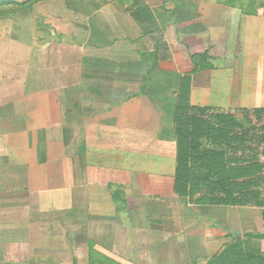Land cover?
I'll return each instance as SVG.
<instances>
[{
  "label": "crops",
  "instance_id": "crops-1",
  "mask_svg": "<svg viewBox=\"0 0 264 264\" xmlns=\"http://www.w3.org/2000/svg\"><path fill=\"white\" fill-rule=\"evenodd\" d=\"M112 7L111 33L89 21L63 56L55 38L0 34V264H210L237 240L263 252L245 236L264 234L263 207L176 192L175 120L187 76L194 106L264 108V10Z\"/></svg>",
  "mask_w": 264,
  "mask_h": 264
},
{
  "label": "trees",
  "instance_id": "trees-1",
  "mask_svg": "<svg viewBox=\"0 0 264 264\" xmlns=\"http://www.w3.org/2000/svg\"><path fill=\"white\" fill-rule=\"evenodd\" d=\"M0 0V4H1ZM237 4V3H236ZM250 11V10H247ZM196 70L211 67L209 54H195ZM190 78L184 77L176 113L178 164L175 190L199 204L257 205L264 208V122L259 129L245 128L236 116L224 110L194 106L190 102ZM258 119L264 108L255 109ZM223 147L194 155L202 141ZM207 170V172H206ZM206 187V192L200 191ZM219 192V193H218ZM248 238H264L248 232ZM210 264H264V251H248L242 240L228 245Z\"/></svg>",
  "mask_w": 264,
  "mask_h": 264
},
{
  "label": "rangeland",
  "instance_id": "rangeland-1",
  "mask_svg": "<svg viewBox=\"0 0 264 264\" xmlns=\"http://www.w3.org/2000/svg\"><path fill=\"white\" fill-rule=\"evenodd\" d=\"M227 1L232 4L237 3L250 12L264 10V0ZM114 2L124 4L126 0H2L0 4V34L7 37L34 38L35 41L40 42L41 40L43 43L49 37L55 38L56 54L63 56L64 52L66 54L69 51L73 52V48H69L67 44L74 45L75 41L87 40L90 35L88 27L90 22L94 23L95 21L96 27L101 28L104 33H111V30L114 29V8L112 7ZM217 110L221 109L212 111L213 114ZM227 112L233 113L245 128L257 130L264 122V117L256 118L253 110L236 109ZM198 139L202 143L199 150L194 152L197 157H200L202 155L200 153L206 149L223 148L209 143L207 138L202 135H199ZM260 189L263 191L264 197V187ZM206 191V187H203L200 193L203 194ZM247 249L258 252L255 246L248 243Z\"/></svg>",
  "mask_w": 264,
  "mask_h": 264
}]
</instances>
